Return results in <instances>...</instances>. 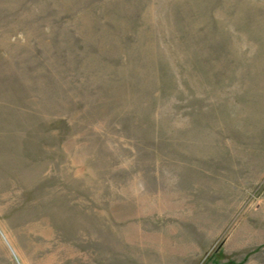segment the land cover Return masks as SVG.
Listing matches in <instances>:
<instances>
[{
	"label": "rangeland",
	"instance_id": "obj_1",
	"mask_svg": "<svg viewBox=\"0 0 264 264\" xmlns=\"http://www.w3.org/2000/svg\"><path fill=\"white\" fill-rule=\"evenodd\" d=\"M0 264H264V0H0Z\"/></svg>",
	"mask_w": 264,
	"mask_h": 264
}]
</instances>
